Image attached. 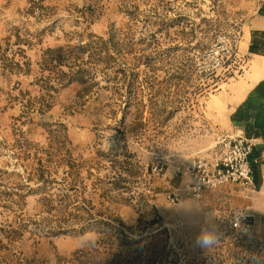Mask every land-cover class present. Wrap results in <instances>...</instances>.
Listing matches in <instances>:
<instances>
[{
    "label": "rangeland",
    "instance_id": "1",
    "mask_svg": "<svg viewBox=\"0 0 264 264\" xmlns=\"http://www.w3.org/2000/svg\"><path fill=\"white\" fill-rule=\"evenodd\" d=\"M263 4L0 0V264L264 260L263 223L261 241L227 232L249 190L208 192L189 214L152 172L162 159L170 178L221 134L205 106L228 78L195 66L219 35L242 39ZM207 212L223 235L205 251L194 240Z\"/></svg>",
    "mask_w": 264,
    "mask_h": 264
},
{
    "label": "built area",
    "instance_id": "2",
    "mask_svg": "<svg viewBox=\"0 0 264 264\" xmlns=\"http://www.w3.org/2000/svg\"><path fill=\"white\" fill-rule=\"evenodd\" d=\"M240 42V33L219 35L198 59L196 75L214 82L236 70L241 63ZM259 145L258 139L242 132H221L209 147L174 162L170 178L162 159L152 172L165 182L166 200L173 206H181L187 200L201 202L206 193L229 185L255 194L258 190L255 166L259 159L254 153ZM173 180L178 184L173 185ZM259 220V215L250 207L234 209L229 216L227 232L249 241L260 240L256 228Z\"/></svg>",
    "mask_w": 264,
    "mask_h": 264
},
{
    "label": "crops",
    "instance_id": "3",
    "mask_svg": "<svg viewBox=\"0 0 264 264\" xmlns=\"http://www.w3.org/2000/svg\"><path fill=\"white\" fill-rule=\"evenodd\" d=\"M254 48V52H252ZM244 59L240 66L224 75L221 83L208 96L206 117L222 132H242L259 140L254 157L258 191L242 207H250L259 215L257 229L264 224V4L262 13L245 28L239 46ZM229 76V77H228ZM212 98H215L214 100Z\"/></svg>",
    "mask_w": 264,
    "mask_h": 264
},
{
    "label": "clouds",
    "instance_id": "4",
    "mask_svg": "<svg viewBox=\"0 0 264 264\" xmlns=\"http://www.w3.org/2000/svg\"><path fill=\"white\" fill-rule=\"evenodd\" d=\"M240 219H242V217H240L239 220ZM222 235L223 233L220 232L219 226L214 223V214L212 212H207L205 213V223L197 233L194 245L202 250H209L219 243ZM95 237L96 235L94 233H86L84 237H82V244L89 247L94 246L96 243ZM252 262L253 264H264V260L257 256L252 259Z\"/></svg>",
    "mask_w": 264,
    "mask_h": 264
},
{
    "label": "bare ground",
    "instance_id": "5",
    "mask_svg": "<svg viewBox=\"0 0 264 264\" xmlns=\"http://www.w3.org/2000/svg\"><path fill=\"white\" fill-rule=\"evenodd\" d=\"M188 201H192V200H187V201H185L181 206H183L184 207V210L185 211H187V212H189V214L190 213H195V211H196V207H192L191 205H187L186 203L188 202ZM187 206H186V205Z\"/></svg>",
    "mask_w": 264,
    "mask_h": 264
},
{
    "label": "trees",
    "instance_id": "6",
    "mask_svg": "<svg viewBox=\"0 0 264 264\" xmlns=\"http://www.w3.org/2000/svg\"><path fill=\"white\" fill-rule=\"evenodd\" d=\"M251 50H252V52H254V48H252Z\"/></svg>",
    "mask_w": 264,
    "mask_h": 264
}]
</instances>
